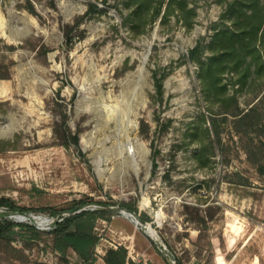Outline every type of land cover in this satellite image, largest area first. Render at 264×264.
I'll use <instances>...</instances> for the list:
<instances>
[{"label": "rangeland", "instance_id": "obj_1", "mask_svg": "<svg viewBox=\"0 0 264 264\" xmlns=\"http://www.w3.org/2000/svg\"><path fill=\"white\" fill-rule=\"evenodd\" d=\"M31 1L37 14L25 7L27 0H0V73H9L0 77V196L30 208H69L80 198L91 199L88 206L97 205L93 200L109 203V218L95 225V264H107V249L119 245L135 264H177L154 234L114 208L129 211L123 202L147 212L148 222L179 254L194 252L184 236L195 232L184 202L211 204L216 264H264V173L258 168L264 153L248 152H264V67L253 66L245 82L226 70L221 95L228 99L219 101L204 92L199 64L188 56L199 41L208 44L216 30L231 24L222 19L227 3L189 0L191 27L172 14L164 23L159 16L135 28L123 21V0ZM259 35L264 54V29ZM155 70L168 72L162 98L155 92ZM254 103L256 123L237 126L234 113ZM64 113L79 133L81 152L54 137L55 121ZM143 120L148 133L141 131ZM207 125L215 155L200 167L193 155L200 139L210 140ZM0 217L47 230L57 215L0 206ZM0 264L81 260L73 249L62 257L44 234L33 241L18 236L0 247Z\"/></svg>", "mask_w": 264, "mask_h": 264}, {"label": "trees", "instance_id": "obj_2", "mask_svg": "<svg viewBox=\"0 0 264 264\" xmlns=\"http://www.w3.org/2000/svg\"><path fill=\"white\" fill-rule=\"evenodd\" d=\"M216 1L227 3V8L222 14V19L223 22L231 20V24H227L216 30L208 44L199 41L189 50L188 56L199 64V77L201 78L204 92L209 95L211 94L210 91H212L215 93L216 99L226 101L228 98L221 95L227 87V83L221 79V75L226 70L235 71L238 74L240 78L237 82H245L251 74L253 66L257 71L264 67L263 49L257 45V41L260 38L259 32L261 29H264V4L261 0ZM123 2L128 9V13L124 16L123 21L125 24L130 23L135 28L145 26L147 22L152 23L159 16L162 17L161 22L164 23L172 14L183 18L185 25L188 27L192 26L189 20V13L193 9L188 6L189 0H123ZM93 6L94 4L91 3L87 12H92ZM163 6H165L164 10H162ZM25 7L30 12L37 14L31 0H27ZM103 10L100 9V11ZM147 16H150V18ZM206 51L209 53H206ZM167 74L168 72L160 73L158 70L154 71L155 92L161 98L164 96V79ZM0 77H9V73H0ZM258 107L259 104L254 103L245 111L240 110L235 112L237 126L242 124L246 127L253 126L258 117ZM68 118V113H64L61 115V119H56L53 128L54 137L60 144L66 147L74 145L81 152L79 133L72 130L68 123ZM202 118L205 122L206 117L204 114ZM213 124H215L214 119ZM149 129V123L143 120L141 131L148 133ZM204 131L210 137L211 129L209 125L204 128ZM198 133V127H195L192 134L196 136ZM192 140L197 139L192 137ZM11 142V140L3 141L7 146H10ZM214 143L211 137L208 141L199 140L198 151L194 153L193 157L200 167H205L211 162V156L215 155ZM153 150V167L154 171H156L158 166V162L156 161L157 149L153 148ZM248 150L251 157L254 154L264 153L252 148ZM258 168L261 173H264V164L260 163ZM90 201L91 199L80 198L69 208H30L21 206L8 197L0 196V206H5L8 209L21 212L48 209L52 214L57 215L53 226L47 230L37 228L31 222H16L9 218L0 217V247L4 248L6 244H11V241L15 240L18 236L22 237L24 241H33L40 239L44 234H48L52 238L53 248L62 257L66 258L69 250L73 249L79 255L81 264H95L96 245L99 241V237L95 233V225L98 218H109V213L112 210L109 207V203L105 201L93 200L92 202H95L97 205L88 206L91 203ZM123 205L129 209L138 211L136 205L132 203L123 202ZM183 205L185 207L184 213L195 225L193 228L195 232L185 231L184 233V236L193 244L194 252L185 248L184 253L179 254L175 251L168 237L162 234L164 242L174 252L177 264H189L192 257L196 258V261H193L192 264H216V247L210 235V223L215 215L213 205L208 204L206 207H202L200 202H184ZM65 211L67 213L63 214ZM141 215L145 220H151L147 212H143ZM16 227H19V229H15ZM25 246H27L26 242ZM222 246L223 239L220 240V247L222 248ZM105 261L107 264H135L134 261L128 258L127 248L122 245L109 247L105 254Z\"/></svg>", "mask_w": 264, "mask_h": 264}, {"label": "water", "instance_id": "obj_3", "mask_svg": "<svg viewBox=\"0 0 264 264\" xmlns=\"http://www.w3.org/2000/svg\"><path fill=\"white\" fill-rule=\"evenodd\" d=\"M113 208V207H112ZM117 210L126 213L127 215L131 216L136 223L140 224L142 229L145 230L149 235L153 236L154 234L156 236L155 243L158 245V247L161 249V251L165 252L171 260H175L174 253L167 247L166 243L163 241V239L160 237V235L157 233L156 229L152 226L151 223H149L147 220H145L141 213H139L136 210L130 209L129 211L126 210L125 207L116 206L114 207Z\"/></svg>", "mask_w": 264, "mask_h": 264}, {"label": "built area", "instance_id": "obj_4", "mask_svg": "<svg viewBox=\"0 0 264 264\" xmlns=\"http://www.w3.org/2000/svg\"><path fill=\"white\" fill-rule=\"evenodd\" d=\"M128 258H130V255H128Z\"/></svg>", "mask_w": 264, "mask_h": 264}]
</instances>
